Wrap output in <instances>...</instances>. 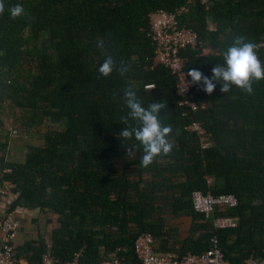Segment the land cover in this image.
Instances as JSON below:
<instances>
[{
    "label": "trees",
    "instance_id": "16d2710c",
    "mask_svg": "<svg viewBox=\"0 0 264 264\" xmlns=\"http://www.w3.org/2000/svg\"><path fill=\"white\" fill-rule=\"evenodd\" d=\"M192 0H4L0 15V185H16L12 209L37 210L56 216L48 244L39 239L19 250L28 264H41L49 253L57 263L78 254L81 264H95L115 255L137 263L133 247L149 233L157 254L201 255L216 239L229 264L264 258V79L253 80L247 93L233 86L211 95L193 85L207 107L197 112L178 105L175 78L153 66L149 14L173 13L187 6L180 28L196 33L194 49L181 52L186 71L206 76L223 64L222 53L236 34L257 46L264 36V0H211L208 9ZM21 4L25 15L9 19L8 7ZM97 39L117 62L130 65L124 76H99L103 61ZM259 58L264 62V52ZM209 54L204 56L203 52ZM132 87L142 105L165 101L162 124L171 125L174 147L147 168L142 146L119 132L128 125L123 90ZM117 92L115 99L112 93ZM18 111L23 128L57 125L27 145L23 162L6 159L11 129L3 134L4 116ZM199 123L211 142L201 149L187 130ZM135 126V122L128 121ZM16 130V129H15ZM129 149V151H128ZM9 170L8 172H4ZM199 191L232 194L233 211L215 209L209 218L195 212L191 195ZM171 218H190L187 236L168 227ZM236 217L235 230L215 231L216 217ZM48 246V247H47ZM125 251H122V250ZM17 250L15 249V254ZM16 257V256H15ZM16 264H18L16 262Z\"/></svg>",
    "mask_w": 264,
    "mask_h": 264
},
{
    "label": "built area",
    "instance_id": "2783aa9c",
    "mask_svg": "<svg viewBox=\"0 0 264 264\" xmlns=\"http://www.w3.org/2000/svg\"><path fill=\"white\" fill-rule=\"evenodd\" d=\"M198 3L205 9L211 5V0H192L187 5ZM188 12L187 6L177 9L173 13L157 11L147 17L149 26V40L153 47V66H160L167 69L175 78L176 94L179 98L178 105L191 112H197L207 107L203 101L196 100L190 83L191 78L187 76L186 61L181 57V52L187 49H194L198 37L196 33L186 28H180L178 19ZM258 47L264 52V36L261 38ZM187 130L197 135L201 149H207L211 142L206 132L199 123H192ZM11 136L17 131L11 129ZM5 170L4 172H8ZM19 197L16 185L9 181H3L0 185V204L4 208L3 218L0 224L2 238L0 240V264H16L14 240L21 227L18 216V209H12V205ZM192 207L195 212L209 218L215 209L221 211H233L237 208L238 202L232 194H220L213 196L203 194L199 191L191 195ZM215 231L235 230L238 226L236 217H216L212 223ZM48 247V246H47ZM120 249L110 259L95 264H229L218 247L216 239L211 240V247L201 255L187 254L179 256L177 253L157 254L154 252V240L151 234L143 233L134 242L133 251L137 263L127 261L121 256ZM122 251H125L124 249ZM78 254H75L70 261L57 263L53 260L48 251L41 255V264H81L77 261ZM244 264H264V258L256 260L250 258Z\"/></svg>",
    "mask_w": 264,
    "mask_h": 264
},
{
    "label": "clouds",
    "instance_id": "9594fccd",
    "mask_svg": "<svg viewBox=\"0 0 264 264\" xmlns=\"http://www.w3.org/2000/svg\"><path fill=\"white\" fill-rule=\"evenodd\" d=\"M6 5L0 0V15L5 13ZM9 19L16 20L25 15V9L21 4L8 7ZM96 47L101 50L103 61L98 66L99 76L109 77L114 71L124 76L130 71V65L123 61L117 62L110 54L103 39H97ZM223 64H217L211 69V76H206L196 68L187 71L191 78L190 83L198 86L202 91L211 95L220 85L222 93H228L233 86L247 93L253 91L252 81L264 79V62L259 58L257 44L244 34H236L222 53ZM113 99L118 95L113 92ZM123 100L127 107L128 115L120 118L122 123L127 124L119 132V136L126 140L133 137L142 146L143 155L141 166L147 168L158 156L169 155L174 147L170 140L172 134L171 125H164L160 119V113L166 109V102L152 101L147 107L142 105L137 95V90L128 87L123 90ZM135 122V126L128 121ZM129 151V149H128Z\"/></svg>",
    "mask_w": 264,
    "mask_h": 264
},
{
    "label": "crops",
    "instance_id": "0c3cea01",
    "mask_svg": "<svg viewBox=\"0 0 264 264\" xmlns=\"http://www.w3.org/2000/svg\"><path fill=\"white\" fill-rule=\"evenodd\" d=\"M208 54V51L203 52L204 56ZM3 211L4 208L0 204V224L3 218ZM18 216L21 221V227L13 242L14 247L17 250L16 262L18 264H28L26 259L27 255L21 254L20 252L18 254V250L27 242L36 244L39 239H42L45 243L48 244L51 230L57 227L56 216L45 212H38L37 210H27L23 208L18 209ZM182 219H187L186 228H182L181 226ZM189 225L190 218L182 217L176 218L175 222L170 223L168 227L176 229L179 234V239H183L187 236ZM1 238L2 232L0 231V240Z\"/></svg>",
    "mask_w": 264,
    "mask_h": 264
},
{
    "label": "rangeland",
    "instance_id": "374dc122",
    "mask_svg": "<svg viewBox=\"0 0 264 264\" xmlns=\"http://www.w3.org/2000/svg\"><path fill=\"white\" fill-rule=\"evenodd\" d=\"M4 116L6 125L5 130H3V134H8L7 130L8 128L16 129L17 134L15 136L9 135L8 139V149L6 154V159L10 162H23L25 159V153H26V146L27 145H37L40 143L39 135L44 132L46 129H58L57 125H48L47 123H43L40 127L37 129L35 128H23L21 126V119L18 111H10L6 113ZM163 216L165 219V223L167 226L170 225V223L175 222L176 219L171 218V215L169 213V208L163 209ZM182 228H186L187 226V219H182L181 221Z\"/></svg>",
    "mask_w": 264,
    "mask_h": 264
}]
</instances>
